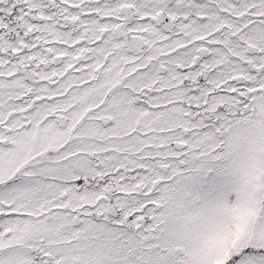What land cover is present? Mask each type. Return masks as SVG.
<instances>
[{"label": "snow or ice", "instance_id": "snow-or-ice-1", "mask_svg": "<svg viewBox=\"0 0 264 264\" xmlns=\"http://www.w3.org/2000/svg\"><path fill=\"white\" fill-rule=\"evenodd\" d=\"M0 264H264V0H0Z\"/></svg>", "mask_w": 264, "mask_h": 264}]
</instances>
